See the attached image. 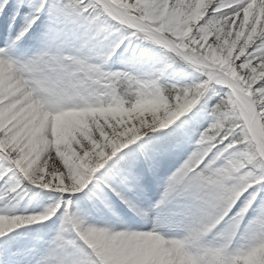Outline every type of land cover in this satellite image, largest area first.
I'll return each mask as SVG.
<instances>
[{
    "label": "snow or ice",
    "instance_id": "snow-or-ice-1",
    "mask_svg": "<svg viewBox=\"0 0 264 264\" xmlns=\"http://www.w3.org/2000/svg\"><path fill=\"white\" fill-rule=\"evenodd\" d=\"M0 264H264V0H0Z\"/></svg>",
    "mask_w": 264,
    "mask_h": 264
}]
</instances>
